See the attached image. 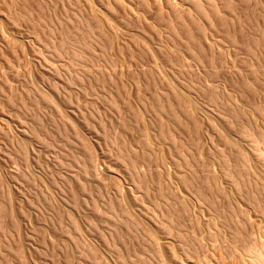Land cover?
<instances>
[{
    "label": "rangeland",
    "instance_id": "1",
    "mask_svg": "<svg viewBox=\"0 0 264 264\" xmlns=\"http://www.w3.org/2000/svg\"><path fill=\"white\" fill-rule=\"evenodd\" d=\"M148 1L0 0V264H252L264 0Z\"/></svg>",
    "mask_w": 264,
    "mask_h": 264
},
{
    "label": "bare ground",
    "instance_id": "2",
    "mask_svg": "<svg viewBox=\"0 0 264 264\" xmlns=\"http://www.w3.org/2000/svg\"><path fill=\"white\" fill-rule=\"evenodd\" d=\"M142 1V4L144 5V6H149V1L148 0H141ZM188 2H190L191 3V7L201 16V17H206V18H210L211 17V15L214 13V14H216L217 13V11L214 9V8H212L211 10H210V8L209 7H213V5H211V6H206V4L204 3V0H187ZM210 1V0H209ZM167 10L168 11H172V13H173V16H174V18L176 19V20H180V21H182V22H185L186 21V19H185V17L183 16V14L181 13V11L180 10H178L173 4H171V3H167ZM109 9H111V10H113V6L112 5H109V7H108ZM162 9H164V8H161V13L163 12L162 11ZM84 21H85V19H80V22H81V24L83 25V23H84ZM88 26H89V23H88ZM175 26H176V23H175ZM92 38L94 39V40H96L93 36H92ZM92 39V40H93ZM76 41H78V40H76V39H71V38H65L64 39V41L61 43V45H60V47L62 48V46H63V49H64V47H65V44L66 43H68V44H71L70 46H73V48L75 47V46H77L76 45ZM97 41V40H96ZM69 46V47H70ZM76 48L77 47H75L74 49L76 50ZM60 50V49H59ZM62 50V49H61ZM56 51V50H55ZM72 51V50H71ZM59 52V51H58ZM62 52V51H61ZM60 52V53H61ZM75 53H76V56H78L79 58H80V56H85L84 55V52L81 50H79L78 52H76L75 51ZM73 54H74V50H73ZM58 55H60L59 53H58ZM80 55V56H79ZM75 55H73V57H74ZM86 57V56H85ZM81 58H83V57H81ZM75 59V58H74ZM76 60H79V59H76ZM75 60V61H76ZM73 61V60H72ZM82 62V61H81ZM74 63V62H73ZM85 63V62H84ZM72 64V63H71ZM76 64V63H75ZM74 64V65H75ZM78 64H79V61H78ZM109 64V63H108ZM77 65V64H76ZM84 66L85 65H83V67L82 68H84ZM111 66V65H110ZM70 67V66H69ZM88 67V66H87ZM63 68V67H62ZM76 68V67H75ZM90 67H88V68H86V69H89ZM64 69H66V68H64ZM70 69H71V67H70ZM73 69V68H72ZM79 69V68H78ZM69 70V69H68ZM75 70V69H74ZM78 73H79V71H78ZM82 73H83V71H82ZM88 73V72H87ZM77 74V73H76ZM83 75V74H82ZM80 77V76H79ZM78 77V78H79ZM84 77V76H83ZM82 80V79H81ZM247 135H249V132L248 131H246L245 132ZM252 136H253V140H254V142H256L257 144L259 143V138L258 137H256L254 134H252ZM255 144V143H254ZM256 145V144H255ZM258 146V145H257ZM255 149H257V147H255ZM258 151H259V153L257 152V150H256V152L263 158V160H264V149H260V147L258 148ZM119 157V156H118ZM123 158H124V156H123ZM126 159V158H125ZM122 160V159H121ZM124 161V160H123ZM122 161V162H123ZM128 161V160H127ZM126 161V162H127ZM125 165H127L126 163H125ZM135 165V164H134ZM127 166H129V165H127ZM127 168V167H126ZM137 170V169H136ZM139 177H140V175H139ZM139 181V180H138ZM3 206H4V204L2 203V202H0V210L3 208ZM111 207V206H110ZM105 208H107V206L105 207ZM10 210V212H12L11 211V208L9 209ZM110 211V210H109ZM117 212V211H116ZM1 213V212H0ZM112 214V213H111ZM115 215V214H114ZM118 217L120 216L119 214L117 215ZM117 217V218H118ZM2 217H1V214H0V219H1ZM1 222H2V219H1ZM1 222H0V231H3L5 228H3V226H1ZM135 223V222H134ZM136 224V223H135ZM137 230V229H136ZM6 231V230H5ZM4 232V231H3ZM2 233V232H1ZM7 233V232H6ZM6 235H8V234H5L4 235V233H3V236H4V238H7L6 237ZM83 245V244H82ZM4 247H6V246H4ZM82 247V246H81ZM82 251H84V250H82ZM86 253V252H85ZM249 256H250V260H251V263L252 264H264V236H262V235H259L258 237H256L255 238V244L252 246V247H250V250H249Z\"/></svg>",
    "mask_w": 264,
    "mask_h": 264
}]
</instances>
